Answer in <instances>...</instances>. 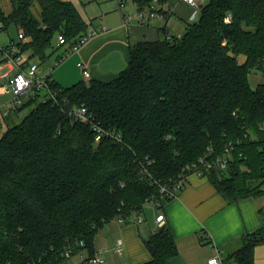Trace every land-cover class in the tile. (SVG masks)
<instances>
[{
    "label": "trees",
    "instance_id": "trees-1",
    "mask_svg": "<svg viewBox=\"0 0 264 264\" xmlns=\"http://www.w3.org/2000/svg\"><path fill=\"white\" fill-rule=\"evenodd\" d=\"M2 1L0 32L22 35L11 43L27 61L45 63L62 48L60 35L71 44L87 34L70 1L7 0L9 14ZM116 1L142 13L155 2ZM198 12L180 38L133 45L112 81L62 87L49 77L54 98L35 93L18 108L31 110L0 137V264H62L70 248L87 262L99 229L161 205L160 188L190 175L186 167L204 156L226 160V169L205 174L225 200L264 197V85L249 84L251 73L264 74V0H208ZM81 106L109 135L94 141L90 126L70 115ZM144 245L150 260L142 264L177 255L166 226ZM258 245L264 225L231 261L254 264Z\"/></svg>",
    "mask_w": 264,
    "mask_h": 264
},
{
    "label": "crops",
    "instance_id": "crops-1",
    "mask_svg": "<svg viewBox=\"0 0 264 264\" xmlns=\"http://www.w3.org/2000/svg\"><path fill=\"white\" fill-rule=\"evenodd\" d=\"M104 1H115L116 12L107 15L115 8L112 4L104 10V13L98 17L99 26L104 27V31L83 46L75 54L71 64L75 65L81 74L77 64L82 63L89 73V80L100 82L112 81L125 70L129 62V51L133 45L142 41H161L167 34L174 37L173 29H177L178 25L180 31L184 28L185 32L188 26L186 11L193 9L182 0H159L154 7L160 13L157 20L163 23L152 25L150 21L149 25L140 26L134 21L127 24L123 21V16L132 10L127 8L122 11V8L131 2L120 5L116 0ZM131 5L133 11L137 12L136 6L133 3ZM2 7L5 14L10 13L11 8L7 0L2 1ZM90 25L92 26L93 23ZM155 26H157L156 29ZM89 31L87 30V33ZM184 32L178 37H181ZM160 33L165 37L161 38ZM64 50V47L60 48L57 54H61ZM52 76L53 74L51 78ZM56 78L60 82L56 81L57 79L53 81L64 87L66 80L63 75L59 74ZM0 90L5 92L8 90L5 83L4 86H0ZM262 208H264V197H249L228 202L215 191L206 177L198 178L193 174L188 175L181 191L174 198L163 199L159 208L160 212L156 214L164 216V226L171 233L177 249V255L170 258L167 264H207V260L216 255L219 256L221 264H234L231 261V255L242 247L243 238L264 225V220L259 213ZM142 223L143 219L137 222L133 218L122 223L115 220L112 229L116 231L114 236L116 239L111 246L112 238H101L97 244L95 235L94 249L100 254L103 264H142L150 260L144 241L157 226L154 221L155 228L147 230L141 226ZM104 230L108 232L109 228L106 226ZM118 241L121 245L116 249ZM262 247L264 246L258 245L254 248V264H256L257 252L264 249Z\"/></svg>",
    "mask_w": 264,
    "mask_h": 264
},
{
    "label": "built area",
    "instance_id": "built-area-1",
    "mask_svg": "<svg viewBox=\"0 0 264 264\" xmlns=\"http://www.w3.org/2000/svg\"><path fill=\"white\" fill-rule=\"evenodd\" d=\"M187 3L193 9H198L200 7V1L197 0H182ZM159 2V0H155V3ZM152 12L150 13H142L138 12L135 17L132 16H123L124 23H130L131 21H135L140 26H147L149 22L156 18L157 14H159V10L155 7H152ZM104 31L103 27H100V32ZM98 35V31L92 30L89 34L82 35L75 42L69 44L67 40L62 36L57 37V46L64 47V51L61 55L55 59V67H58L64 60L68 57L77 54L80 49L85 46L93 37ZM173 38L170 34L166 35L167 40ZM180 38V37H177ZM22 39V35H18V40ZM1 56H0V79L4 80L6 83L7 91L10 92L12 98L9 102V107L3 111L2 117H7L10 113H16L18 108L21 107L23 102L31 95L35 93L47 94L48 98H54V94L50 91L48 86V81L51 78V74L53 72V67L48 68V76L40 77L38 76L39 66L36 62L27 61V58L20 53L19 48L16 46L15 42L9 43L7 46L0 48ZM77 66L81 69V74L83 80H89L90 76L85 66L82 63L77 64ZM71 117L79 121L83 124H87L90 126L91 130L95 133V142H99L101 138L105 135H109L108 133H104L91 119L90 115L87 112V109L83 106L75 109L70 113ZM1 125V120H0ZM115 140L120 141L119 135H117ZM151 162H147L146 165H150ZM218 166L220 169H226L227 163L225 159H217L216 161L206 160L205 156L200 158L197 163L191 164L186 167V170L190 172L189 174H193L198 178L205 177V174L211 170L212 167ZM185 174L179 176L177 180L171 183L170 186L161 187L160 194L162 198H174L176 194L181 191L183 185L186 180ZM146 206H151L154 209H159V203H150ZM130 218V217H129ZM129 218L117 219L116 221L119 223L127 221ZM137 222H141L142 218L136 216L134 218ZM156 230L164 226V216L162 214L156 215L155 219ZM121 245V242H117L116 249ZM60 258H62V264H103V260L100 257V254L96 253L91 259L87 262L85 261V256L80 252H73L72 248L65 250L60 254ZM207 264H221V260L218 255L213 256L207 260Z\"/></svg>",
    "mask_w": 264,
    "mask_h": 264
},
{
    "label": "rangeland",
    "instance_id": "rangeland-1",
    "mask_svg": "<svg viewBox=\"0 0 264 264\" xmlns=\"http://www.w3.org/2000/svg\"><path fill=\"white\" fill-rule=\"evenodd\" d=\"M69 1L72 2L78 8L79 12L81 13V15L83 17V20H85L89 24L88 31L92 27L91 31L96 30V31H98V34L100 33V26H99L100 20L98 19V17L102 13H104L105 9H108L110 7V4L114 5L115 8L110 10L107 13V15H109L113 12H116L115 9H116L117 4L115 1H110V2H105L104 0H96V1L69 0ZM197 1L201 2L200 6H204L208 3V0H197ZM154 4H155V2H154ZM154 4H153V7H154ZM126 6H125V8H122L123 9L122 11H125L124 9H127V8H130V10H132V12H127L126 16L135 17L137 15L138 11L137 12L133 11L131 3H127ZM95 11H97V12H95ZM186 14L188 15L187 16L188 18L186 20V22L188 24H193L198 20V17H199L198 9H196V10L192 9V11H186ZM159 17H160L159 14H157L156 18L154 20H151L152 25H156L157 23H160V24L163 23V22H159V20H157ZM90 23H93V25L91 26ZM135 24H137V23L135 22ZM171 27H172V25H171ZM179 27L180 26L178 25L177 29L176 28L173 29L174 38L178 37L179 34L181 35L184 32V28H182L180 31ZM154 28L156 29L157 26H155ZM89 33H90V31H89ZM160 37L164 38L165 35L160 33ZM93 38H96V36ZM10 40H13V41L18 40L17 34L13 28H9L6 32H3V31L0 32V48L7 46L9 44ZM59 50L60 49H58L54 53H52V55L49 57V59L45 63L38 65L39 66L38 76L39 75L42 77L48 76V74H49L48 68L53 67L52 79H57L56 76L58 77L59 74H62L64 79L66 80V82H64L66 84H64L63 86L64 87H70L71 85L76 84L77 82H80L83 79H82V76L80 74V70L78 68H76L75 65H73V66L71 65L73 63L75 55L68 57L58 67L54 66L55 65V56L57 55ZM236 59H237V62L239 64L243 63L245 60L244 56H241V55L237 56ZM68 66H70V68H68ZM66 68H68V69H66ZM56 81L60 82L58 79ZM85 81H87V80H85ZM4 83H5V81L0 79V86H4ZM249 84H250L251 88H253V89L256 88L257 85H260V84L264 85V74L254 73V72L251 73L249 75ZM11 98H12V96H11L10 92H8V91L5 92L4 90H0V120H1L0 137L6 132V130L9 127L19 124L22 121V119L31 110L30 107H25L20 112L10 113L7 117L3 118L2 113L4 110H6L9 107L8 104H9ZM23 103H25V101ZM259 198H261V197H259ZM158 212H160V209H154L151 206H145L143 211L141 213H139V215H138L143 219V223L141 226L145 227L147 230L154 229L155 228L154 217ZM135 217H136V215L132 214L128 220H133V218H135ZM113 223H115V221L114 222L112 221L111 223H109L107 225V227L109 228L108 232H106L104 230V228L99 229L97 231V233H96V243L97 244L99 243L101 238H104V239L112 238V239H110V243H111L110 246L115 242L116 237H114V236L116 235V231L112 229V227L114 226ZM262 246H264V245H262ZM262 248H264V247H262ZM260 250H262V251H258L256 254V264H264V249H260Z\"/></svg>",
    "mask_w": 264,
    "mask_h": 264
},
{
    "label": "water",
    "instance_id": "water-1",
    "mask_svg": "<svg viewBox=\"0 0 264 264\" xmlns=\"http://www.w3.org/2000/svg\"><path fill=\"white\" fill-rule=\"evenodd\" d=\"M164 228V226H162L160 229H163ZM106 229V228H105Z\"/></svg>",
    "mask_w": 264,
    "mask_h": 264
}]
</instances>
